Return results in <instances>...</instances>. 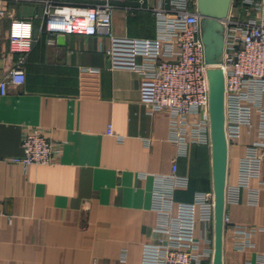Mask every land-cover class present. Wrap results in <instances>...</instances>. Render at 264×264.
<instances>
[{
	"label": "crops",
	"instance_id": "1",
	"mask_svg": "<svg viewBox=\"0 0 264 264\" xmlns=\"http://www.w3.org/2000/svg\"><path fill=\"white\" fill-rule=\"evenodd\" d=\"M154 4H117L111 37L59 35L52 41L40 29L37 3L4 4L0 80L18 59L9 47L11 22H30L37 41L23 64L25 83L0 95V264H141L142 247L165 237L152 208L154 176L171 172L177 150L167 140L166 114L149 113L150 83L134 71L140 59L131 53L132 39L155 36ZM109 49L116 53L108 56ZM83 68L99 73L86 77ZM110 125L114 136L107 135ZM256 125L254 118L253 128L243 127L229 143L228 185L237 184ZM30 128L53 142L52 164L25 167L16 161ZM177 164L189 183L175 190L176 203L212 191L209 148L193 146ZM225 216L232 225L262 227L264 194L252 205L241 189L237 202H226ZM234 236L226 225L223 264H264L262 232L244 250L236 248Z\"/></svg>",
	"mask_w": 264,
	"mask_h": 264
},
{
	"label": "built area",
	"instance_id": "2",
	"mask_svg": "<svg viewBox=\"0 0 264 264\" xmlns=\"http://www.w3.org/2000/svg\"><path fill=\"white\" fill-rule=\"evenodd\" d=\"M0 0V20L7 16ZM29 1V0H26ZM40 7L36 18L40 29L52 41L59 35H111L112 14L123 0H89L70 4L64 0H30ZM149 11L155 17V36L131 40V53L138 57L133 69L150 83L149 113H165L168 142L177 150L168 175L154 176L152 208L159 215V228L165 237L142 247L141 264H204L213 254V193L197 192L191 202L174 201L177 189L188 187L187 177L178 174L177 159L189 155L193 146L210 149V122L207 66L200 39V16L196 0H151ZM225 23L222 68L225 75V116L228 144L241 129H252L257 118V138L246 149L238 164V181L228 185L226 202H237L241 189L248 191V202L258 205L264 194V0H233ZM37 39L32 24L14 20L10 24V51L18 55L15 66L0 80V95L10 87L25 83L23 64ZM115 49L106 51L113 56ZM86 77L99 70L83 68ZM89 79V78H87ZM90 96V95H88ZM92 97V96H90ZM107 135L114 136L112 126ZM120 140L121 138H117ZM25 167L50 165L55 146L38 128H30L21 139ZM0 203V216L2 215ZM234 232L236 248H252L251 237L260 228L225 226Z\"/></svg>",
	"mask_w": 264,
	"mask_h": 264
},
{
	"label": "water",
	"instance_id": "3",
	"mask_svg": "<svg viewBox=\"0 0 264 264\" xmlns=\"http://www.w3.org/2000/svg\"><path fill=\"white\" fill-rule=\"evenodd\" d=\"M233 0H196L200 39L207 68L210 122V166L213 193V254L211 264H223L229 144L226 136L225 75L222 68L225 23Z\"/></svg>",
	"mask_w": 264,
	"mask_h": 264
}]
</instances>
